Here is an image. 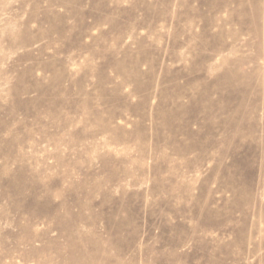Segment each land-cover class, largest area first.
Masks as SVG:
<instances>
[{"label": "rangeland", "instance_id": "374dc122", "mask_svg": "<svg viewBox=\"0 0 264 264\" xmlns=\"http://www.w3.org/2000/svg\"><path fill=\"white\" fill-rule=\"evenodd\" d=\"M0 264H264V0H0Z\"/></svg>", "mask_w": 264, "mask_h": 264}]
</instances>
